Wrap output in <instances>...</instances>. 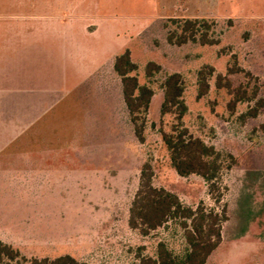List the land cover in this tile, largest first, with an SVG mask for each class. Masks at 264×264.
Listing matches in <instances>:
<instances>
[{
  "label": "rangeland",
  "instance_id": "rangeland-1",
  "mask_svg": "<svg viewBox=\"0 0 264 264\" xmlns=\"http://www.w3.org/2000/svg\"><path fill=\"white\" fill-rule=\"evenodd\" d=\"M48 16L63 17L76 31L89 23L96 33L64 37L60 24ZM171 19L214 23L209 36L218 43L168 44L167 32L176 29ZM10 27L42 30L31 35L33 73L38 67L67 74L64 54H72L73 45L80 47L74 51L77 56L93 63L105 54L112 57L80 85L82 93L91 95L86 100L90 106L85 105L81 114L91 128L81 130L79 164L66 163L81 168L79 189L72 186L77 174L66 173L60 194L49 193L39 178L32 186L24 178L10 179L14 184L9 186L0 177V242L19 252V258L7 264L62 255L86 264H138V256L154 255L158 242L176 255L183 253L182 231L173 223L147 236L127 226L144 162L152 166L155 187L174 193L189 207L202 202L217 211L199 177L176 175L161 142L159 130L167 131L172 121L159 114L161 84L172 73L183 80L187 107L183 126L220 152L225 164L227 156L235 161L222 175L227 220L221 227V243L205 264H264V106L250 118L246 112L253 102H239L230 110V96L214 86L215 76L224 75L234 57L236 65L255 78L250 87L257 86V98L264 100V0H0V36L5 37ZM124 49L137 66L138 83L153 90L142 144L133 136L119 79L111 69L113 57ZM148 62L160 67L150 79L144 75ZM91 65L83 68L81 63V75ZM205 65L214 72L207 94L197 98L196 73ZM228 79L234 87L247 81L242 74ZM56 113L53 110L48 117Z\"/></svg>",
  "mask_w": 264,
  "mask_h": 264
},
{
  "label": "trees",
  "instance_id": "trees-1",
  "mask_svg": "<svg viewBox=\"0 0 264 264\" xmlns=\"http://www.w3.org/2000/svg\"><path fill=\"white\" fill-rule=\"evenodd\" d=\"M175 30L168 31L166 41L170 45L182 46L186 43H198L201 46L215 45L209 33L214 23L204 19H171ZM233 64L226 68L224 75L217 74L214 80L216 89H224L230 96L228 108L233 110L239 102H253L246 116L254 118L264 106V100L257 98L258 87H250L255 78L250 72L239 68L235 58ZM112 70L119 79L120 93L132 126L133 136L139 144L144 142L146 115L153 96L148 85L138 83L135 72L136 64L131 61L128 49L113 58ZM160 67L148 62L144 66L147 79L158 73ZM210 66L201 67L196 73L197 98L207 94L208 79L213 75ZM242 74L245 83L234 87L228 76ZM162 100L160 117L169 115L172 121L167 131L159 130L169 162L176 175L187 178L191 175L199 177L207 188V194L216 205L215 209H207L202 202L194 208L181 203L172 192L153 185V169L149 162H144L140 169L136 191L128 207L127 226L140 236L164 227L168 223L175 224L183 235L185 249L181 255L174 254L163 242H158L153 256H138V264H205L211 253L221 243V227L227 220L226 205L223 204L222 175L229 170L235 161L227 156L225 164L222 154L213 146L205 144L201 139L193 137L183 126L182 119L187 107L183 101V80L179 73L167 75L161 84ZM219 208V209H218ZM19 258V252L9 245L0 242V264H7ZM28 264H86L69 255L55 258H32Z\"/></svg>",
  "mask_w": 264,
  "mask_h": 264
},
{
  "label": "crops",
  "instance_id": "crops-1",
  "mask_svg": "<svg viewBox=\"0 0 264 264\" xmlns=\"http://www.w3.org/2000/svg\"><path fill=\"white\" fill-rule=\"evenodd\" d=\"M48 17L60 24L57 26L64 37L80 32L89 36L96 33V27H88L89 23L76 31L63 17ZM38 32L42 30L10 27L5 37L0 36V177L7 179L5 183L9 186L14 184L10 179L24 178L32 186L33 180L39 178L49 193L60 194L66 186V173L73 177L77 174L72 186L79 189L81 168L66 163L79 164L81 130L91 128L87 121L81 120L83 107L90 106L86 100L91 97L89 92L82 93L81 82L112 54H105V58L93 63L77 56L74 51L79 45H73L72 54H64L68 58L67 74L38 67L33 73L31 35ZM48 56L45 52L46 59ZM81 63L83 68L92 63L83 75ZM53 110L57 113L49 118Z\"/></svg>",
  "mask_w": 264,
  "mask_h": 264
}]
</instances>
